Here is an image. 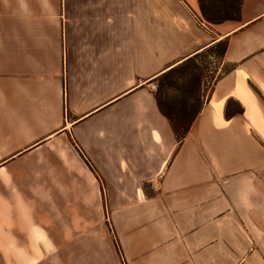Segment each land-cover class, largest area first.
Instances as JSON below:
<instances>
[{
    "label": "crops",
    "instance_id": "obj_1",
    "mask_svg": "<svg viewBox=\"0 0 264 264\" xmlns=\"http://www.w3.org/2000/svg\"><path fill=\"white\" fill-rule=\"evenodd\" d=\"M64 2L0 19V264H40L73 242L63 211L76 209L167 212L135 230L138 258H238L220 216L264 212V0H239L218 24L197 0ZM221 43L178 141L149 87Z\"/></svg>",
    "mask_w": 264,
    "mask_h": 264
},
{
    "label": "rangeland",
    "instance_id": "obj_2",
    "mask_svg": "<svg viewBox=\"0 0 264 264\" xmlns=\"http://www.w3.org/2000/svg\"><path fill=\"white\" fill-rule=\"evenodd\" d=\"M197 1L198 7L199 5L203 7L208 18L234 19L237 15L239 0ZM64 5V0H0V19L16 16L22 11L62 14ZM200 18L208 23L201 12ZM222 48L223 43L176 66L171 71H166L155 80L154 93L159 107L172 119L177 129L182 130L187 127L203 104L216 73V57L221 53ZM58 149L69 161L68 165L63 164V170H74L72 149L67 147L66 143H60ZM68 181L70 180L64 179V182ZM71 182L74 183V179ZM146 193L150 195L148 191ZM79 198L83 200L86 196L80 194ZM241 213L237 212L236 215L229 210L224 211L220 216L227 222V227L224 229L228 230V235L224 237V249L228 247L237 252L239 257L202 259L200 263L264 264V212L261 210L252 212V216L245 220L246 225L240 218ZM70 215H73V220ZM63 216L64 233L72 227L74 241L58 244L60 247L57 252L47 255L40 264H158V259L138 258L137 254L145 250L142 245L144 239L139 235V242L136 241L134 232L136 229L140 230L141 226L151 225L157 220L167 221V212L76 209L63 211ZM160 264H167V260H161Z\"/></svg>",
    "mask_w": 264,
    "mask_h": 264
},
{
    "label": "trees",
    "instance_id": "obj_3",
    "mask_svg": "<svg viewBox=\"0 0 264 264\" xmlns=\"http://www.w3.org/2000/svg\"><path fill=\"white\" fill-rule=\"evenodd\" d=\"M199 8H200V12H201V14H202V16L206 19V21L208 22V23H211V24H218V23H221V22H223V21H226V20H230V19H223V20H219V19H212V18H208L207 16H206V14H205V11H204V9H203V7L201 6V5H199ZM224 50V45H223V48H222V51ZM221 51V52H222ZM174 69V68H173ZM172 69H170L169 71H171ZM168 72V71H167ZM165 74V73H164ZM198 112V111H197ZM165 116H166V118L168 119V121L170 122V125H171V128H172V132H173V134H174V136H175V138H176V140H178V141H181L184 137H185V135H186V133H187V131H188V127H189V125L187 126V127H185V128H183L182 130H179V129H177L175 126H174V124H173V121H172V119L169 117V116H167L166 114H164ZM196 115H197V113H196ZM196 115H195V117H196ZM194 117V118H195ZM193 118V119H194ZM193 119H192V121H193ZM191 121V122H192ZM190 122V123H191Z\"/></svg>",
    "mask_w": 264,
    "mask_h": 264
},
{
    "label": "built area",
    "instance_id": "obj_4",
    "mask_svg": "<svg viewBox=\"0 0 264 264\" xmlns=\"http://www.w3.org/2000/svg\"><path fill=\"white\" fill-rule=\"evenodd\" d=\"M149 91L154 92L156 91V85L155 84H151L149 87Z\"/></svg>",
    "mask_w": 264,
    "mask_h": 264
}]
</instances>
